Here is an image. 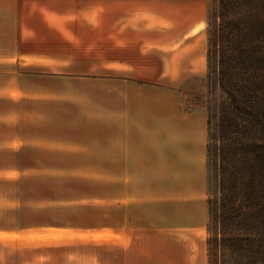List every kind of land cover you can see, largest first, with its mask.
<instances>
[{"label": "crops", "instance_id": "0c3cea01", "mask_svg": "<svg viewBox=\"0 0 264 264\" xmlns=\"http://www.w3.org/2000/svg\"><path fill=\"white\" fill-rule=\"evenodd\" d=\"M170 3L202 10L151 43ZM205 17L206 0H0V264H195L208 115L182 92Z\"/></svg>", "mask_w": 264, "mask_h": 264}, {"label": "trees", "instance_id": "16d2710c", "mask_svg": "<svg viewBox=\"0 0 264 264\" xmlns=\"http://www.w3.org/2000/svg\"><path fill=\"white\" fill-rule=\"evenodd\" d=\"M217 3L207 77L225 103L216 136L208 133L217 182L207 199V264H264V0Z\"/></svg>", "mask_w": 264, "mask_h": 264}, {"label": "rangeland", "instance_id": "374dc122", "mask_svg": "<svg viewBox=\"0 0 264 264\" xmlns=\"http://www.w3.org/2000/svg\"><path fill=\"white\" fill-rule=\"evenodd\" d=\"M169 27L164 29L161 33H157L155 29L152 31V35L149 38L151 43H154L156 39L168 38L169 42L176 41L179 39L183 33L187 30L188 23L192 21V18L198 14L202 8L195 7L192 5H169ZM217 0H206V17L205 26L202 32L197 36L195 43L190 45L188 48V53L199 58L204 57V65L201 66V75L193 76L192 81L197 87V91H184L182 92V105L186 108H202L206 111L208 115V133L216 136L217 125L219 122V116L221 110L225 103V97L220 91L219 87L213 82L208 80L207 77V47H208V37L210 30L213 28V17L218 11ZM210 25V27L208 26ZM153 41V42H152ZM188 46V45H185ZM189 47V46H188ZM21 68L19 67V70ZM45 67L40 65H27L24 67L25 72H37L44 70ZM174 83V81L169 80V84ZM213 143V140L211 141ZM214 164L207 161L206 169V199L213 198L216 195V182L217 174ZM207 206V203H206ZM205 217L202 221V225L197 229L192 235L184 236L186 243L190 246L191 252L190 256L195 264H206L207 260V250H206V239L208 237L207 232V219L208 212L206 208ZM32 253H26V258ZM43 255L46 256V253ZM45 257L39 256L38 260H43ZM11 259V258H10ZM64 259V256H59L57 258ZM79 259H74V263H79ZM59 264H65L62 260Z\"/></svg>", "mask_w": 264, "mask_h": 264}]
</instances>
